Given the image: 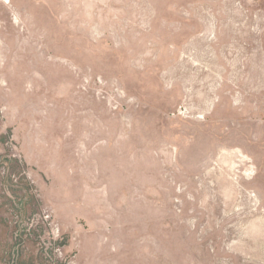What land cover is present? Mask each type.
<instances>
[{
  "label": "rangeland",
  "instance_id": "rangeland-1",
  "mask_svg": "<svg viewBox=\"0 0 264 264\" xmlns=\"http://www.w3.org/2000/svg\"><path fill=\"white\" fill-rule=\"evenodd\" d=\"M0 264H264V0H0Z\"/></svg>",
  "mask_w": 264,
  "mask_h": 264
}]
</instances>
